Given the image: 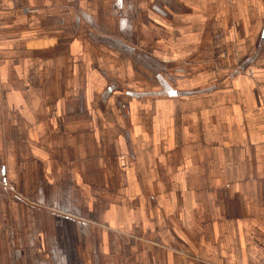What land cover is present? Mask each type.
<instances>
[{"label":"crops","instance_id":"1","mask_svg":"<svg viewBox=\"0 0 264 264\" xmlns=\"http://www.w3.org/2000/svg\"><path fill=\"white\" fill-rule=\"evenodd\" d=\"M0 264H264V0H0Z\"/></svg>","mask_w":264,"mask_h":264}]
</instances>
